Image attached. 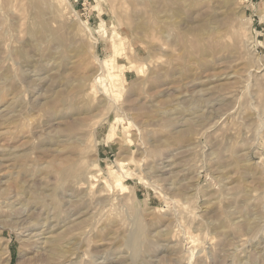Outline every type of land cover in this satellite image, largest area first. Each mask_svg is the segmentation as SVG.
<instances>
[{
    "label": "rangeland",
    "instance_id": "1",
    "mask_svg": "<svg viewBox=\"0 0 264 264\" xmlns=\"http://www.w3.org/2000/svg\"><path fill=\"white\" fill-rule=\"evenodd\" d=\"M1 247L264 264V0H0Z\"/></svg>",
    "mask_w": 264,
    "mask_h": 264
},
{
    "label": "bare ground",
    "instance_id": "2",
    "mask_svg": "<svg viewBox=\"0 0 264 264\" xmlns=\"http://www.w3.org/2000/svg\"><path fill=\"white\" fill-rule=\"evenodd\" d=\"M73 13H75V12H73ZM76 14V13H75ZM83 26L89 31V33L92 35V33H91V31H90V28L87 26V24H85V23H83ZM95 44H97L96 42H95ZM101 69H104V71L106 72L105 73V75H104V79H107V78H109V79H111V78H114V74L112 73V72H110V69H109V66H110V63H109V61H104V62H101ZM99 65V66H100ZM112 82H114V79L112 80ZM112 82H111V84H112ZM128 124H126L125 126H127ZM13 158V157H12ZM115 179V180H114ZM114 179H112V185H113V187H115L116 189L118 188V190H121V191H123L124 189H125V186H123L121 183H120V181L119 180H117L118 178H114ZM3 182V181H2ZM13 198V197H12ZM11 198V199H12ZM8 199H10V198H8ZM8 201V200H7ZM100 203V202H99ZM101 204V203H100ZM12 208V207H11ZM49 213V212H48ZM82 213V212H81ZM82 215V214H81ZM83 216V215H82ZM80 218V217H79ZM49 219V218H48ZM45 220V219H44ZM48 222V221H47ZM37 225V224H36ZM34 226V225H33ZM56 226V225H55ZM38 228V227H37ZM58 228V227H57ZM50 230V229H49ZM52 231V230H51ZM50 232V231H49ZM55 232V231H54ZM45 233V232H44ZM137 233V232H136ZM46 234V233H45ZM49 234V233H48ZM47 234V235H48ZM137 235H139V234H136L135 235V233H134V236L132 235H130V237L126 240V242H125V245H126V243H127V245L128 246H130V247H132V248H134V241L139 237V236H137ZM141 235V234H140ZM46 238V237H45ZM138 239H140V237L138 238ZM61 241V238L60 237H58V236H51L50 235V237H48V238H46V240H45V242L43 241V244L46 246L45 247V249H47V252H48V254H50V255H54V254H56L57 252H59L61 249H60V244H59V242ZM139 241V243H140V240H138ZM138 242H137V245L139 244ZM126 245V246H127ZM127 246V247H128ZM138 247H139V245H138ZM129 248V247H128ZM131 248V249H132ZM136 248V247H135ZM139 248H137V250H138ZM1 254H3V255H6L7 256V254H8V251L6 250V248H2L1 247ZM137 250H136V252H137ZM140 250V249H139ZM135 251V250H134ZM134 253V252H133ZM138 253H140V251L138 252ZM137 254V253H136ZM135 255V254H134ZM133 255V256H134ZM132 256V257H133ZM138 256V255H137ZM140 256V255H139ZM81 258V257H80ZM138 260V259H137ZM136 261V260H135ZM130 262V261H129ZM125 263V262H124ZM134 263V262H133ZM135 264V263H134Z\"/></svg>",
    "mask_w": 264,
    "mask_h": 264
}]
</instances>
